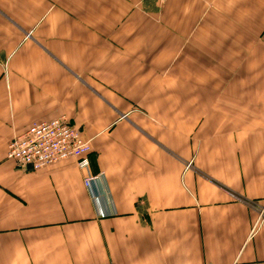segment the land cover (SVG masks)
Wrapping results in <instances>:
<instances>
[{"label":"crops","instance_id":"0c3cea01","mask_svg":"<svg viewBox=\"0 0 264 264\" xmlns=\"http://www.w3.org/2000/svg\"><path fill=\"white\" fill-rule=\"evenodd\" d=\"M263 205L264 0H0V264H264Z\"/></svg>","mask_w":264,"mask_h":264},{"label":"built area","instance_id":"2783aa9c","mask_svg":"<svg viewBox=\"0 0 264 264\" xmlns=\"http://www.w3.org/2000/svg\"><path fill=\"white\" fill-rule=\"evenodd\" d=\"M91 152L90 142L82 138L81 133L66 117H61L51 122L35 124L16 137L9 145L8 157L19 167L35 171L68 159H77L82 169H88ZM99 179L100 176H90L85 180V186L91 188ZM257 210L259 216L254 230L264 223V205Z\"/></svg>","mask_w":264,"mask_h":264}]
</instances>
